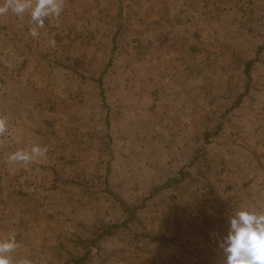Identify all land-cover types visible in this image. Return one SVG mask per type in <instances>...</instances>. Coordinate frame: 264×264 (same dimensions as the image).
<instances>
[{
	"label": "crops",
	"instance_id": "obj_1",
	"mask_svg": "<svg viewBox=\"0 0 264 264\" xmlns=\"http://www.w3.org/2000/svg\"><path fill=\"white\" fill-rule=\"evenodd\" d=\"M68 5L69 14L82 18L86 57L100 61L112 44L119 76L127 70L128 77L136 60L147 65L143 76H149L144 104L149 122L143 115L148 126L127 132L125 139L128 146L133 141L127 157L144 159L146 192L155 193L87 264H223L217 239L227 234L229 217L241 208L264 210V65L257 63L256 52L263 40H233L240 39L244 22L229 0H125L122 6L116 0H75ZM129 5L144 13L134 25L119 17ZM19 18L15 27H0V61L22 66L19 78L0 87V115L9 123V132L0 137V240L15 233L20 246L12 254L14 264L25 258L32 264H75L86 251L82 238L96 232L102 216L82 218L76 208L81 199L42 191L47 182L38 160L45 157L27 166L8 162L18 149L46 146L48 133L37 131L48 125L38 118L50 109L41 93L55 91L46 79L51 72L39 70L50 62L42 57L50 54L41 44L46 37L30 35L29 12ZM51 23L47 18L39 30ZM225 26L238 35L220 37ZM135 34L142 38L138 46ZM55 41L60 49L61 40ZM37 49L43 53L35 54ZM151 62L161 69H148ZM168 76L172 80L166 83ZM115 88L120 92L119 83ZM127 115V126L131 117L138 121L136 113ZM216 126L220 130L214 132Z\"/></svg>",
	"mask_w": 264,
	"mask_h": 264
},
{
	"label": "rangeland",
	"instance_id": "obj_2",
	"mask_svg": "<svg viewBox=\"0 0 264 264\" xmlns=\"http://www.w3.org/2000/svg\"><path fill=\"white\" fill-rule=\"evenodd\" d=\"M70 1L75 0H64L60 16L49 17L52 20L51 25L47 29L39 30V33L46 37V40H41L42 46L50 51V54L42 56L49 57L50 62L39 66V70L47 69L51 72L46 79L54 86L55 91L41 93L44 95L41 100H49L47 108L50 109L38 118L39 121L48 123L45 129L43 127L37 130L48 133L45 142L48 152L44 160H38V164L47 182V187L42 191L46 194L51 192V196L81 199L79 204L76 203V208H81L82 218L88 217L89 213H95V218L98 213L102 216L101 219L98 218L100 221L95 222L97 230L106 224H121L124 222L123 217H129L130 213L131 216H136L145 205L146 199L155 193L146 192L148 182L144 181L149 174L140 167L144 159L137 156L127 157L126 148H132L133 141L130 140L131 145L128 146L125 139L127 132L142 131L144 126H148V123L143 124V115L146 116V122H149L146 112L144 113V104L147 106L149 101V76H143L147 65L137 60L130 67L128 77L124 75L127 70H123L119 76L120 67L114 59L115 49H111L110 43H106L107 49L100 61L86 57L85 53H82V18L68 13ZM116 1L119 6L125 2ZM229 4L238 7L235 9L236 15L240 22H244L239 30L240 39L233 40H263L262 46H257L256 52L261 58L257 63L264 65V0H229ZM78 7H82V3ZM231 12L232 10L230 19ZM120 14L119 17H127L132 25L135 21H141L144 16L143 10L140 12L134 5L124 8ZM19 22V16L11 12L0 16L2 28L15 27ZM214 32L218 34L216 30ZM219 33L223 38L238 35V31H232L227 26ZM90 34L91 31L89 36ZM53 39L61 40L60 49L56 50L57 47L50 44ZM133 40H136L138 46L142 38L135 34ZM19 44H22V41ZM34 53L41 54L43 50L37 49ZM21 54L26 55V52L23 50ZM140 54L143 55V50ZM153 57L156 60L155 55ZM151 63L148 69H161L158 68V63ZM254 66L256 65L251 66L250 71ZM21 69V65L12 66L8 61H0V87H5L12 77L19 78L18 70ZM134 70L138 71L135 77L131 75ZM131 79L134 82H131ZM118 83L121 86L120 92L115 88ZM238 99L239 93L234 96V104ZM128 111L131 116L136 113L139 117L136 123L133 122L134 117H131L129 126ZM218 128L214 127V132L219 131ZM237 132L241 134V128ZM135 143L141 144L142 141ZM203 159L200 162H203ZM25 175L22 174L21 178H26ZM127 179H131L130 188H127ZM93 234L82 238V249H85L88 240L95 238ZM105 240L97 244L98 254ZM96 249L93 250V255Z\"/></svg>",
	"mask_w": 264,
	"mask_h": 264
},
{
	"label": "clouds",
	"instance_id": "obj_3",
	"mask_svg": "<svg viewBox=\"0 0 264 264\" xmlns=\"http://www.w3.org/2000/svg\"><path fill=\"white\" fill-rule=\"evenodd\" d=\"M64 0H0V16L11 12L21 18L29 12L33 38L39 36V29L45 27L49 17L58 18L63 11ZM55 39L50 41L55 46ZM9 132V123L0 115V137ZM48 147L33 145L30 149H18L8 157L9 163L20 162L27 166L38 158L45 157ZM227 234L217 239V247L223 253V264H264V210L250 208L236 210L229 217ZM15 233L6 240H0V264H14L12 254L19 247ZM15 264H32L29 259H20Z\"/></svg>",
	"mask_w": 264,
	"mask_h": 264
},
{
	"label": "trees",
	"instance_id": "obj_4",
	"mask_svg": "<svg viewBox=\"0 0 264 264\" xmlns=\"http://www.w3.org/2000/svg\"><path fill=\"white\" fill-rule=\"evenodd\" d=\"M250 65L251 64H248L247 68H249ZM134 209H136V207ZM132 219L133 216H131L130 213L128 219L122 222L121 224H106L101 229H97L96 232L93 234L95 235V238L87 241L86 246L84 247L86 250L85 253L82 255V257L78 258L75 261V264L90 263L92 260L93 250L97 248V244L104 239L110 238L115 233V231H117L119 228L125 227L127 223L130 222Z\"/></svg>",
	"mask_w": 264,
	"mask_h": 264
},
{
	"label": "built area",
	"instance_id": "obj_5",
	"mask_svg": "<svg viewBox=\"0 0 264 264\" xmlns=\"http://www.w3.org/2000/svg\"><path fill=\"white\" fill-rule=\"evenodd\" d=\"M171 80H172L171 76H168V77L165 78V82L166 83L170 82Z\"/></svg>",
	"mask_w": 264,
	"mask_h": 264
}]
</instances>
